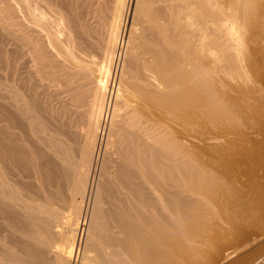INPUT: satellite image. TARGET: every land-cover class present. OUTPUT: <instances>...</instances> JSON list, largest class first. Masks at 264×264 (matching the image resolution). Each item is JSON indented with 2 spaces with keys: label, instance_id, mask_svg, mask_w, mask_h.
I'll use <instances>...</instances> for the list:
<instances>
[{
  "label": "bare ground",
  "instance_id": "6f19581e",
  "mask_svg": "<svg viewBox=\"0 0 264 264\" xmlns=\"http://www.w3.org/2000/svg\"><path fill=\"white\" fill-rule=\"evenodd\" d=\"M258 1H0V264H255Z\"/></svg>",
  "mask_w": 264,
  "mask_h": 264
},
{
  "label": "rangeland",
  "instance_id": "374dc122",
  "mask_svg": "<svg viewBox=\"0 0 264 264\" xmlns=\"http://www.w3.org/2000/svg\"><path fill=\"white\" fill-rule=\"evenodd\" d=\"M0 1H1V2L3 1V4H4V2H5L4 5H6V3H7L8 0H0ZM263 1H264V0H261V2H260V0H259L258 3H261L262 6H264V5H263ZM1 2H0V6L3 5V4H1ZM260 13H261L260 15L263 14V18H264V7H263V10H262ZM260 15H259V16H260ZM260 17H261V16H260ZM0 18H1V15H0ZM261 18H262V17H261ZM261 18L259 19V21L262 20ZM262 21H264V19H263ZM262 21H261V22H262ZM1 26H3V25H2L1 20H0V30H1V31H0V38H1V36H2V38L0 39V45H1L2 42H4V43H3V46H4V45H5V46L7 45L8 47H10V44H9L8 42L5 43V42H6V41L4 40L5 37L3 36L4 31L2 30L3 27L1 28ZM249 32H250V31L248 30V33H246V38H249V37H250V36L247 37V36H248L247 34H249ZM253 32H256V31L253 30ZM253 32H250V34L253 33ZM250 34H249V35H250ZM263 35H264V34H263ZM260 36H261V35H260ZM260 36H259V37H260ZM3 37H4V38H3ZM261 37H263V36H261ZM263 38H264V37H263ZM263 38H262V40H264ZM258 39H259V38H258ZM1 40H2V42H1ZM260 40H261V39H260ZM258 41H259V40H257V42H258ZM258 43H263V44H264V41H263V42H258ZM3 46H2V47H3ZM7 46H6V47H7ZM259 46H262V45L259 44ZM0 47H1V46H0ZM263 47H264V46H263ZM7 49H8V48H7ZM263 50H264V49H263ZM260 52H261V51H260ZM261 54H263V53L257 54L258 56L256 55V60H257V62H258L259 60H260V62H261V57L264 55V54H263V55H261ZM260 55H261V57H260ZM122 57H123V52L121 51V58H120V60H119V62H118V64H117V67H116L117 70H115V75H114L115 77L112 78V77H113V73H112L111 78H110V80H109V84H108V86H107V90H108V91H109V90H110V91L113 90L112 93H111L112 96H110V99H109L110 102H111L110 105H113V103H114L113 101H115L114 96H115V92H116L117 81H119L118 78H119V74H120V73H119V71H120V67H121V64H122ZM258 57H260V59H259ZM257 58H258V59H257ZM262 58H263V57H262ZM262 60H263V59H262ZM263 62H264V61H263ZM258 63H259V62H258ZM260 65H263V66H264V63H263V64L260 63ZM119 66H120V67H119ZM263 66L261 67V68H262L261 70L264 69ZM262 72L264 73V70H263ZM263 73H262V76L264 75ZM0 74H2V72H1ZM0 76L3 77L4 74H2V75H0ZM2 77H1V78H2ZM1 78H0V79H1ZM3 78H4V77H3ZM263 78H264V76H263ZM1 80H2V79H1ZM3 80H4V79H3ZM3 80H2V81H3ZM112 80H113V83H112ZM263 80H264V79H263ZM114 81H116V82H114ZM45 83H46V82H44V83H39V84H40L39 86L42 85L41 89H39V86H38V84H37V86H38L37 89L41 90V91H40V92H41V95H40V96H42V95L44 94L42 97H40L41 100H40L39 103L41 104V107L43 106L42 104L45 102V99L47 98V95H48V96L50 95V92L48 91L47 88H49V89L52 88V90H53V86H52V85L49 86V87H46V88H45V87H44V86H46ZM46 84H47V83H46ZM48 84H50V83H48ZM263 84H264V83H263ZM43 85H44V86H43ZM115 85H116V86H115ZM47 86H48V85H47ZM43 88H44L45 90H44ZM46 91H47V92H46ZM263 91H264V86H263ZM37 92H38L37 95H39L40 92H39V91H37ZM44 92H46V93H44ZM51 92H52V91H51ZM113 92H114V95H113ZM262 93H263V92H262ZM46 94H47V95H46ZM51 94H52V93H51ZM261 95H264V93L261 94ZM49 97H51L50 100L52 101V99H53V98H52L53 95H52V96H49ZM49 97H48V99H49ZM111 97H112V99H111ZM263 98H264V97H263ZM42 99L44 100V102H41V101H43ZM38 100H39V98H38ZM46 101H47V99H46ZM47 102H48V101H47ZM47 102H46V103H47ZM112 102H113V103H112ZM46 103H45V104H46ZM49 103H50V101L47 103V105H48ZM47 107H49V105H48ZM47 107H46V106H43L44 109L47 108ZM256 108H259V107H258V106L255 107V110H257ZM261 108H262V109H261ZM261 108H259V111L261 110V111L264 113V110H263L264 107L262 106V103H261ZM249 110H250V112H253V113H252V114H250V112L247 113ZM249 110L247 111V108H246V110H241L242 113H243V114L241 113V116H243V118H244V116H245L244 114H247L248 117H250V121H252V119H253V123H255L256 120H257V122H256V124H252V122L249 123V122H248L249 119H246V116H245L244 119H245V122H248V124L246 123L248 126L246 125L245 127H247V128H245V127H244V124H245V123H243L242 126H240L239 130H241V132H243V133H247V132H249L248 134H249L251 137H250L248 134H244V135H248L247 138L250 139L249 141H254V140L256 141V139H257V141L259 140V143H261V142L264 141V140H263L264 137H262V136H264V124L262 125V126H263V133H262V131H261V130H262V127H260V124H262V121H264V118L262 117V116H263V115H262L263 113L261 114V112H259V111L257 110V113L259 112L260 115H262L261 117H259V116H258L259 113H258V115H257V113H256L255 111H253V108H252V109L249 108ZM251 110H252V111H251ZM244 111H245V112L247 111V112L245 113ZM255 113H256V116L259 117V119H260V118H263L260 124H259L260 120H259L258 118L254 119V118L256 117V116H254ZM45 114H46V113H45ZM249 115H250V116H249ZM252 115H253L254 117H253ZM251 117H253V118H251ZM246 120H247V121H246ZM254 120H255V121H254ZM258 121H259V122H258ZM257 123L259 124V126L257 125ZM255 125H257V126H255ZM250 126H251V127H250ZM253 126H254L255 128H254ZM241 127H244V128H241ZM249 127H250V128H249ZM257 127H258V128L260 127L261 130H260V128L258 129ZM248 128H249V129H248ZM107 129H109V126L106 127V130H105L106 133H107V131H108ZM246 129H247V130H246ZM254 129H255L256 132L258 131L259 133H258V132H257V134H256V132L253 133L252 131H253ZM257 129H258V130H257ZM242 130H243V131H242ZM259 130H260V131H259ZM245 131H246V132H245ZM250 132H251V133H250ZM260 133H262V134L259 135ZM252 134H254V136H253ZM257 135H259V136H257ZM260 136H261V139H260ZM106 137H107V136L105 135V139H106ZM252 137L255 138V139H252ZM256 137H257V138H256ZM261 140H262V141H261ZM258 211H259V210H258ZM251 216H252V214L250 213V216H249V219H248L246 225L251 226L250 224H252L256 229H260L262 226H261V224L259 223V221H256V220H255V217H251ZM263 227H264V226H263ZM257 247H258V248H257ZM261 247H262V249H261ZM254 249H256V251H255L254 254H253L254 257H252V258H254V259L249 260V262L251 261V263H252V262H255V264H259V262L261 263V261H264V242H263L262 244L256 246L255 248H250V249H248L246 252H249V253H250V252L253 251ZM258 250H260V251H258ZM257 251H258V252H257ZM259 252H260V253H259ZM259 254H260L261 256H260ZM256 258H258V259H256ZM260 258H261V259H260ZM254 260H255V261H254ZM260 260H261V261H260ZM233 261H234V259H231V260H229L228 263H232ZM228 263H227V264H228Z\"/></svg>",
  "mask_w": 264,
  "mask_h": 264
}]
</instances>
